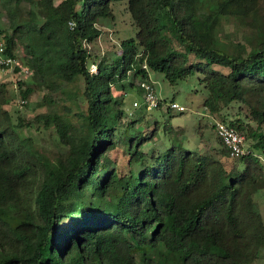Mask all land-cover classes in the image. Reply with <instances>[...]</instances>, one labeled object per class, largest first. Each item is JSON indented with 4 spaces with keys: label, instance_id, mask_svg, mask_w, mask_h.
<instances>
[{
    "label": "trees",
    "instance_id": "16d2710c",
    "mask_svg": "<svg viewBox=\"0 0 264 264\" xmlns=\"http://www.w3.org/2000/svg\"><path fill=\"white\" fill-rule=\"evenodd\" d=\"M259 1L63 0L53 6L44 0L38 8L34 0H8L27 4L29 12L22 26L11 21L15 36L0 30L6 54L16 57L13 49L20 39L35 83L45 84L50 76L63 83L81 78L86 113L75 142L68 120L45 118L69 148L55 162L21 149L7 128L0 129V264H252L259 259L264 225L250 196L263 175L264 32L257 50L244 59L214 40L222 16L247 14ZM120 3L126 4L137 33L118 44L120 53L104 75L106 63L92 48L101 36L98 24L114 25L113 7ZM165 34L184 53L171 49ZM189 55L206 64H190ZM92 65L96 73L90 72ZM149 71L162 74L171 86L202 75L196 83L206 92L202 107L211 114L232 103L248 108L254 128L238 117L216 122L245 137L241 172L175 145L161 154L143 152L145 138L136 136L127 143L128 172L119 178L108 170L98 180L102 159L120 135L119 118L129 115L114 107L111 88L121 97L129 89L143 97L140 85L148 81ZM30 93L20 92L21 98ZM160 107L158 100L154 109ZM146 111L141 106L134 113L141 117ZM217 139L221 155L232 159ZM90 208L98 216L91 217ZM151 246L163 253L149 256Z\"/></svg>",
    "mask_w": 264,
    "mask_h": 264
},
{
    "label": "rangeland",
    "instance_id": "374dc122",
    "mask_svg": "<svg viewBox=\"0 0 264 264\" xmlns=\"http://www.w3.org/2000/svg\"><path fill=\"white\" fill-rule=\"evenodd\" d=\"M34 1L36 7L40 8L39 3L44 0ZM51 1L53 6H58L63 0ZM7 2L8 0H0V30L7 36H15L11 29V21L16 26L18 24L22 26L20 21L25 23L23 19L29 12V6L25 3L15 6ZM113 12L114 25H111V22L104 25L98 24L97 28L101 30V36L92 48L93 54L102 58L101 61L104 64L106 63L102 70L104 75L110 73L111 61L116 58L114 54L120 53L118 44L123 40L135 38L137 33L125 3L115 5ZM232 12L218 20L214 40L229 53L244 59L256 51L261 42V34L264 32V0H260L256 8L247 14L238 15L235 11ZM69 24L70 22L68 26L72 28ZM164 39L171 49L184 53V47L171 35L165 34ZM0 41L5 45L2 37ZM15 42L13 49L16 56L15 65L9 69L0 67V129L7 128L11 133L10 137L14 139L16 145L20 143L21 149L28 147L29 150L55 162L64 158L69 148L59 142L53 121L46 122L45 118L50 116L68 120L72 127L70 140L72 142L78 140L86 113L83 80L78 78L72 83H63L57 77L50 76L45 84L35 83L33 70L30 65L28 66L29 57L25 44L21 43L20 39ZM188 57L190 64H206L205 61L198 60L193 55ZM15 67H18V72L14 71ZM27 68L29 73L25 74L24 71ZM211 68L223 74L228 72L218 66ZM197 78H202V75L197 74L186 82L171 86L162 74L149 71L148 81L154 87L156 96L161 101V107L146 111L147 114L141 117L135 116L134 112H137L143 104L142 95H139L135 89H129L125 96L121 97L119 91L111 88L112 95L117 101L114 107L119 110L124 108L129 115L119 118L117 131L120 135L117 137L114 148L102 159L98 180L104 178L108 170L113 169L119 178L128 172L127 164L130 156L127 154V143L136 136L145 138L146 142H143L141 150L146 153L161 154L170 145H175L219 160L227 170L233 169L238 172L243 170L238 159H228L221 155V147L213 126L216 122L222 120L228 122L238 117L246 120L245 122L254 128L255 124L248 121V108L242 104L232 103L228 107L221 108L216 114L209 113L202 107L207 95L202 86L197 85ZM19 82L22 83L21 86ZM124 84L128 85L127 82ZM26 89H30L31 93L23 100L20 92ZM172 102L185 108L186 111L182 114L176 111L167 113V108ZM133 103H138V107H133ZM132 117L133 121H131ZM26 124L30 126L27 127ZM261 130L264 132V125L261 126ZM259 162L263 175L251 190L253 192L250 199L264 225V158H261ZM87 212L91 217L98 216V211L93 208ZM64 224L66 227L70 222L66 221ZM157 251L163 253L161 247L151 246L147 254L155 258ZM252 264H264V248L259 249V259Z\"/></svg>",
    "mask_w": 264,
    "mask_h": 264
},
{
    "label": "built area",
    "instance_id": "2783aa9c",
    "mask_svg": "<svg viewBox=\"0 0 264 264\" xmlns=\"http://www.w3.org/2000/svg\"><path fill=\"white\" fill-rule=\"evenodd\" d=\"M71 27L72 23L69 24ZM5 45L0 41V67L1 68H12L16 63V58L6 54ZM91 73L97 72V67L92 65L90 67ZM28 74V71H24ZM141 89L143 90V104L146 106L147 111H151L158 105V98L155 93V89L149 81H144L141 83ZM133 107H138V103H133ZM171 111H176L178 113H183L186 111L185 108L178 106L175 103H170L168 106ZM215 134L222 142L223 146L227 149L229 156L232 159H239L247 153V145L245 137L230 128L228 125L223 123H216Z\"/></svg>",
    "mask_w": 264,
    "mask_h": 264
}]
</instances>
